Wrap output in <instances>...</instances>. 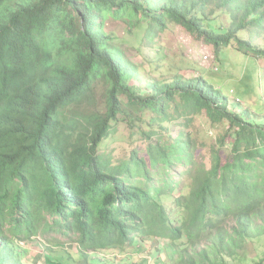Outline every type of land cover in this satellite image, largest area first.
<instances>
[{"label": "trees", "instance_id": "16d2710c", "mask_svg": "<svg viewBox=\"0 0 264 264\" xmlns=\"http://www.w3.org/2000/svg\"><path fill=\"white\" fill-rule=\"evenodd\" d=\"M108 19L144 26L147 42L175 25L215 53L234 45L264 58V0H0V264H35L21 248L28 242L44 247L42 264H63L70 247L81 264H100L99 250L137 254L145 238L168 240L175 264H226L240 252L251 260L247 242L264 236V98L248 112L200 77L147 79L141 91ZM98 81L105 109L84 113ZM146 110L144 157L113 162L97 152L113 123L133 124ZM200 114L233 139L222 145L231 157L213 152L209 170L197 164L190 133L169 144L151 138ZM186 177L171 210L164 199ZM53 236L66 241L47 245Z\"/></svg>", "mask_w": 264, "mask_h": 264}, {"label": "rangeland", "instance_id": "374dc122", "mask_svg": "<svg viewBox=\"0 0 264 264\" xmlns=\"http://www.w3.org/2000/svg\"><path fill=\"white\" fill-rule=\"evenodd\" d=\"M217 19L219 21L218 24L228 25V20L223 15L217 14ZM105 30L113 36V45L124 53L125 59L132 63L142 75L139 86L138 82H134V85L141 88V91L145 92V89H142L145 88L144 81L147 79L167 81L176 76H182L186 80L200 77L210 83L216 90L222 92L231 101H234V96L230 94H234L235 97L241 100L243 108H248V112L251 111L253 113L255 104L260 96L264 98V58L253 60L248 57H242L241 52L239 50L237 52L234 45L222 48L219 53H215L212 46L192 38L181 27L175 25H168L162 31L156 30L152 41L147 42L146 40L144 41L143 37L145 27L136 28L134 22L132 23L127 19H108L105 24ZM242 36L243 34L241 33L239 38H242ZM211 56L214 63L210 66L205 64L203 60L207 59V63H209L212 60ZM215 67H217V71L212 70ZM103 86L104 84L101 81L96 82L95 92L90 105L82 110L84 113H88L90 110L105 109L103 105ZM230 91L232 93L229 94ZM235 106L239 107V105ZM257 107L258 113H260L259 117H264V104H258ZM81 109L82 107L73 110L79 112ZM150 116L152 114L146 110L140 113V121L137 116L134 118L133 124L122 120L113 123L108 137L98 145L97 152L110 157L113 162L128 161L133 151L139 157H144L147 142L141 136L140 129H147V121ZM179 131L190 133L189 140L193 147L192 152H194L196 162L208 170L212 166L213 152L221 154L223 163L232 155V146H222L224 143H229L233 140L226 135L225 124L218 122L216 126H212L205 114H200L185 121L173 120L166 131L158 129L156 133L151 135V138L154 141L160 138L163 142L169 144ZM181 183V186L174 192L175 197L164 199L165 206L171 210L177 211L173 205V198L175 199L186 192L188 178H183ZM175 219L173 218V220ZM54 239L66 241L59 236H53L46 244L53 242ZM145 239V241L137 240L144 246V250L137 254L131 248L124 250L123 254L121 251L116 253L113 250H99L100 254L92 259L97 260L100 264H175L174 260L171 259L173 256L172 248L163 246L168 240L160 238ZM185 242H176L175 245L184 244ZM249 242H247L248 253H246L252 256L251 260L246 259L240 252L237 258L225 256V263L264 264V236H261L256 241ZM21 248H28L30 251L28 257H34L35 264H42V257L37 258L35 256L37 254L42 255L45 252L44 247L42 248L28 242L22 244ZM46 252L53 255L47 249ZM76 253L72 247L68 248L67 253L63 255L62 263H83L84 257ZM214 257L215 255L211 256V258Z\"/></svg>", "mask_w": 264, "mask_h": 264}, {"label": "built area", "instance_id": "2783aa9c", "mask_svg": "<svg viewBox=\"0 0 264 264\" xmlns=\"http://www.w3.org/2000/svg\"><path fill=\"white\" fill-rule=\"evenodd\" d=\"M204 61V63H207L208 61H207V59H205V60H203Z\"/></svg>", "mask_w": 264, "mask_h": 264}]
</instances>
